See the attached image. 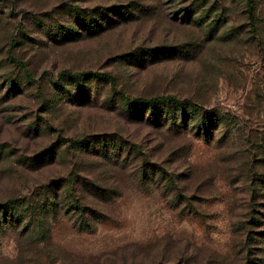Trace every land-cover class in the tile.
Instances as JSON below:
<instances>
[{
    "label": "rangeland",
    "instance_id": "rangeland-1",
    "mask_svg": "<svg viewBox=\"0 0 264 264\" xmlns=\"http://www.w3.org/2000/svg\"><path fill=\"white\" fill-rule=\"evenodd\" d=\"M255 3L257 34L240 0H0V202L45 209L0 231V264H264ZM156 96L186 126L126 111Z\"/></svg>",
    "mask_w": 264,
    "mask_h": 264
},
{
    "label": "trees",
    "instance_id": "trees-1",
    "mask_svg": "<svg viewBox=\"0 0 264 264\" xmlns=\"http://www.w3.org/2000/svg\"><path fill=\"white\" fill-rule=\"evenodd\" d=\"M240 2L242 3V13L246 16L247 24L250 27V31L252 33L254 32L255 34H257L258 29L256 25H257L258 18H257V12H256L257 4L255 3V0H240ZM114 8L115 7H112L110 9H114ZM107 10L105 9L104 11H107ZM115 10H118V9L115 8ZM97 14H98L99 19H103L105 17V13L102 12L101 10L98 11ZM95 27H96L95 25L92 26L93 28L92 30H94ZM143 55L148 57L151 55V53H146V51H144ZM89 75H92V74L89 72L78 73V74L69 75L68 78H78V77L86 78ZM93 75L98 76L97 74H93ZM61 77H62V74L59 75V78ZM144 104L145 105L155 104V105H159L163 107L164 109H166L167 114L166 116H164V119L168 121L170 125H175L176 118L174 114L176 113V111H179L181 114L180 123L183 126H186L188 122L187 120L188 117H186V109L190 108V105H192L185 100H177L173 97H168V96H156V97L141 100V101H136V100L128 101L125 99V106L127 107L126 109L127 112H130L131 110L135 109L137 105H144ZM195 110L197 111L196 108H194V111ZM201 119H203L204 121L202 122L204 124V141L209 142L212 136L211 131L217 130L219 126L220 125L222 126L224 122L222 121V118L218 119L217 117H215L214 114H212L211 112H206V111H204V116ZM147 121H149L150 123L152 122L156 124L157 122L156 114L150 111V113H148ZM81 142L82 141L78 142V144H81ZM257 181H259V179H257ZM260 183L263 184V187H264V181L261 180ZM52 184H50L49 187H51ZM49 206H52V204H49ZM74 207L75 209H79L76 204L74 205ZM44 211L45 209H42L41 206L32 207L29 203H26L24 200L10 199L4 202H0V231L5 228L14 230L20 224H22V222H25L24 224L27 223L28 225V222L30 221L38 223V227H41L42 226L41 221H43ZM258 234L263 236L262 238H264L263 232H259Z\"/></svg>",
    "mask_w": 264,
    "mask_h": 264
}]
</instances>
